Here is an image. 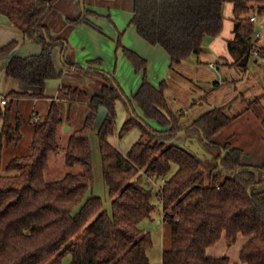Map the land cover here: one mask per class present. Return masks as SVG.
Returning a JSON list of instances; mask_svg holds the SVG:
<instances>
[{"label": "trees", "instance_id": "trees-1", "mask_svg": "<svg viewBox=\"0 0 264 264\" xmlns=\"http://www.w3.org/2000/svg\"><path fill=\"white\" fill-rule=\"evenodd\" d=\"M56 1L0 0V14L41 47L37 55L12 56L5 67L7 78L39 88L36 97H44L45 83L62 75L52 57L57 44L43 24ZM225 3L233 6L234 37L227 42L233 59L230 66L245 70L254 53L264 58V44L255 38L256 21H251L264 16V0H133L129 24L145 42L167 53L173 69L200 55L205 42L221 34ZM84 21L82 15L73 24ZM16 46V41L1 46L0 56ZM122 52L134 71L142 73L141 85L132 100L112 82L90 96L83 124L74 125L64 147L66 166L81 167L79 173L70 172L52 182L45 179L49 155L60 148L59 133L71 122L62 108L67 105L70 113L81 90L63 86L46 113L30 123L28 153L12 157L3 166L5 149L23 139L24 121L13 118V102L28 94L11 92L4 97L6 104H0V264H63L67 257L69 264H150L153 240L139 224L151 217L155 205L152 190L141 176L165 179L173 165L176 171L157 193L163 221L170 228L161 264H229L227 256L211 257L207 249L222 237L233 245L239 236L245 242L234 264H264V162L256 167L243 164L244 151L233 146V135L223 142L215 140L237 117L227 115V105L210 109L187 127V132L201 135L216 150V161L224 153L215 167L223 178L211 173L206 179L196 155L174 143L181 128L165 97L167 82L151 85L147 61L125 47ZM122 95L133 117L121 131L138 126L142 132L126 154L108 141L115 130L116 102ZM101 109L106 115L96 136L110 212L100 197L88 196L94 183L90 134Z\"/></svg>", "mask_w": 264, "mask_h": 264}, {"label": "rangeland", "instance_id": "rangeland-1", "mask_svg": "<svg viewBox=\"0 0 264 264\" xmlns=\"http://www.w3.org/2000/svg\"><path fill=\"white\" fill-rule=\"evenodd\" d=\"M230 4H224V18L226 17L224 8ZM132 5L133 0H57L43 21L53 39L63 38L71 28L73 21L79 19L86 10L97 12L102 20L99 39L101 38L103 54L100 56L101 61H97L96 66L105 70L114 69L117 77L122 80L123 89L128 96L137 90L141 81L122 52V47L136 52L139 48L137 37L131 29L132 26H129ZM255 38H259V43L264 44V16L258 17L255 22ZM118 41H120L119 47ZM206 45L205 43L200 55H193L182 65L174 66L169 70L162 64L161 59H158L159 63H155V60L148 58L149 63L153 61L151 68L153 71H149L148 76L155 86L162 80L167 82L165 97L170 111L179 118L181 128L179 133H182L174 143L186 147L196 155L200 162V169L204 172V177L208 179L211 173L219 174L215 169L218 165V160L216 161L215 158L217 152L203 141L201 135L187 132V127L213 108L228 105L227 115L231 118L237 117L233 123L215 137L216 142H223L228 136L233 135L231 139L233 146L244 151L243 164L256 167L264 162V128L262 126L264 118V58L254 53L248 61L247 68L241 70L230 66L233 62L230 55H219L209 48L210 45ZM89 52L95 55L93 49ZM99 63L101 64L98 65ZM75 79L73 85L78 87L82 93L72 106L71 112L68 113L67 105H64L62 113L64 116H70L73 125L79 127L84 122L90 96L100 91H95L94 87L101 79L95 78V81L91 82V78L80 75H76ZM103 83L105 84L106 81ZM116 103L115 130L113 134L109 135L108 141L121 153L126 154L131 146L140 139L142 132L138 126L121 131L124 123L131 116L133 117V110L123 98L117 100ZM45 105L48 104L44 102V105L31 107L21 101L13 102V118H18L25 123L22 126L23 139L18 145L5 149L3 166L12 157L28 153L32 135L31 124L28 121L33 111L44 115L46 113ZM136 113H139L137 109ZM150 125L160 129V126L153 121H150ZM97 128L98 125L90 134L94 183L88 196L100 197L105 208L110 212L111 200L102 175L101 157L96 136ZM72 131L73 128L63 133L61 129L58 136L60 148L56 153L49 155L48 166L45 170V179L49 182L60 180L67 173H79L82 170L79 166L67 167L65 164L64 147ZM175 171L176 166L173 165L167 178ZM1 172L5 173L3 169ZM219 175L223 178L222 174ZM141 179L146 183L145 186L152 190V203L155 205V211L150 218L142 220L139 227L145 232H149L153 240V245L148 251L150 264H161L162 251L169 246L170 242V228L163 221L164 212L157 197L158 190L165 179H152L144 174ZM239 240L233 245L227 243L231 254H234L238 248ZM63 264H69L68 257L64 259Z\"/></svg>", "mask_w": 264, "mask_h": 264}, {"label": "crops", "instance_id": "crops-1", "mask_svg": "<svg viewBox=\"0 0 264 264\" xmlns=\"http://www.w3.org/2000/svg\"><path fill=\"white\" fill-rule=\"evenodd\" d=\"M224 11H226V17L224 18L223 31L215 39L212 40L209 39L205 42L207 44L206 46L210 45L209 48L214 50L215 53L219 55L222 54L229 55L227 49V42L229 40H232L234 37V33H233L234 24L232 20L233 19L232 4L225 6ZM83 16L85 17L84 22L78 24H72L71 28L66 33L65 37L63 38L59 37L54 39V41L57 42L56 43L57 46L53 50V54H52L53 62L56 69L60 71L62 75L60 78L52 79L45 83L44 97H36V94L39 92V88L27 87L20 82L7 78V76L5 75V67L7 62L12 56L27 57L30 55H37L40 53L41 47L36 43L32 42L31 40L28 39L26 40L22 32L19 31L17 28H15L4 15L0 14V47L12 41L17 42L16 48L10 54L0 56V100L1 98L6 97L11 92H18V93L25 92L28 94L27 97H19L16 98L15 101L24 102L26 103V105H30L31 107L37 105H44L45 102L48 104L47 106L45 105V109L47 111L50 101L52 99H58V95L63 86L75 87L73 84H75L74 82L76 80L75 79L76 75L91 78V82H94L95 78L101 79L102 82L101 81L97 82V84L95 85L94 87L95 91L101 90L102 86L104 85L103 81H106V83L111 82L109 79L111 78L112 81L115 82L117 86L121 89L124 96L132 100V96L136 93V91L141 85L142 76H143L142 73H136L134 71L136 75H139L141 81L140 84L138 85L137 90L134 93H130L129 96L126 95L123 89L122 80L119 79V77H117L116 73L114 72V69L105 70L103 68H99L98 66H96L97 65L96 61H101L100 56L101 54H103V49L100 44L101 38L99 39V33L101 34L100 26L102 25L101 23L102 20L100 19L101 16L94 10H86ZM132 16H133V12H132ZM131 29H133L134 34L137 37V42L139 43V48H140L137 49L138 52H136L135 50H131V51L135 52L136 54H138L140 57H142L147 61V70H146L147 79L151 85L155 86L154 84L151 83L148 76V72L153 71L151 70L153 61L149 63L148 58L155 60L154 61L155 63L156 62L159 63L158 59H161L162 64L165 65L168 70L170 69V58L161 47L151 46L147 42H145L137 34L136 29L133 26ZM62 42L66 43L65 49H64V43ZM91 49H93L95 55L90 54L91 52L89 51ZM183 63L179 64L178 66L182 65ZM100 64L101 63H99L98 65ZM217 69L219 68L217 67ZM250 79L251 78L249 77V80ZM159 84L157 86H159ZM62 102L66 103L65 100H62ZM133 107L134 109L136 108L139 112L136 114L140 115L141 112L136 106V104H133ZM136 109L134 110L135 112ZM105 115H106V110L101 109L99 111V115L97 117L93 131L95 130L96 125H98L99 128ZM42 116L43 115L40 114L39 112L33 111L31 113L29 123L33 122L36 117H42ZM24 124L25 123H23V125ZM66 125L70 126L71 129L74 127L73 122L65 123L64 126ZM64 126L62 128V131L63 133H66L64 131ZM237 240H239L240 243L234 254L230 253V248L228 249L224 237H222V239L216 245L208 248L207 254L211 257H220L227 255L230 260L229 264H234L238 262L239 251L245 242V239L241 236H239Z\"/></svg>", "mask_w": 264, "mask_h": 264}, {"label": "water", "instance_id": "water-1", "mask_svg": "<svg viewBox=\"0 0 264 264\" xmlns=\"http://www.w3.org/2000/svg\"><path fill=\"white\" fill-rule=\"evenodd\" d=\"M45 37H47V36L45 35ZM25 39H26V40L28 39L27 36H25ZM28 40H29V39H28ZM54 43L56 44L57 42L55 41ZM62 43H64V42H62ZM65 48H66V43H64V49H65ZM109 79H110V81L115 85V88L119 90L117 84H116L115 82H113L111 78H109ZM122 98L125 99V97H124L123 95H122ZM70 129H71L70 126H68V125L64 126V131H65V132L69 131ZM177 134H178V135H182V133H179V132H178ZM223 157H224V153H223V151H222V155H221V157L218 159V165H219V166H220V163H221Z\"/></svg>", "mask_w": 264, "mask_h": 264}, {"label": "built area", "instance_id": "built-area-1", "mask_svg": "<svg viewBox=\"0 0 264 264\" xmlns=\"http://www.w3.org/2000/svg\"><path fill=\"white\" fill-rule=\"evenodd\" d=\"M251 21H256V18L255 17H252L251 18ZM256 54V53H255ZM211 67H214L213 65H210ZM0 104L1 105H5L6 104V99H4V98H1V100H0ZM38 119V117H36L35 118V120H37Z\"/></svg>", "mask_w": 264, "mask_h": 264}]
</instances>
